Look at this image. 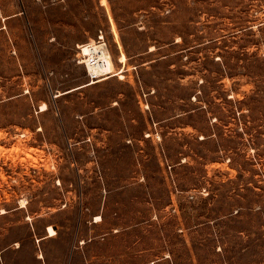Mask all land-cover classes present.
Instances as JSON below:
<instances>
[{"label": "rangeland", "instance_id": "obj_1", "mask_svg": "<svg viewBox=\"0 0 264 264\" xmlns=\"http://www.w3.org/2000/svg\"><path fill=\"white\" fill-rule=\"evenodd\" d=\"M0 264H264V0H0Z\"/></svg>", "mask_w": 264, "mask_h": 264}, {"label": "bare ground", "instance_id": "obj_2", "mask_svg": "<svg viewBox=\"0 0 264 264\" xmlns=\"http://www.w3.org/2000/svg\"><path fill=\"white\" fill-rule=\"evenodd\" d=\"M89 42L80 44L79 53L83 59L80 61L84 63L86 68L91 74V80L88 83L93 82L94 78L102 77L108 74H117L118 77L123 78L122 72L115 71L114 61L108 51L104 41H97L93 38L89 39ZM46 109V104L41 105V110ZM100 219V216H96V221Z\"/></svg>", "mask_w": 264, "mask_h": 264}, {"label": "built area", "instance_id": "obj_3", "mask_svg": "<svg viewBox=\"0 0 264 264\" xmlns=\"http://www.w3.org/2000/svg\"><path fill=\"white\" fill-rule=\"evenodd\" d=\"M81 57H82V55H81ZM83 59V57L80 59V60H82ZM84 64V63H83ZM85 65V64H84Z\"/></svg>", "mask_w": 264, "mask_h": 264}]
</instances>
